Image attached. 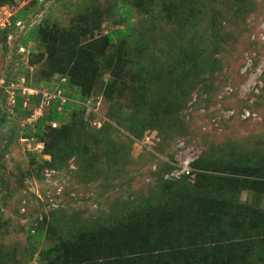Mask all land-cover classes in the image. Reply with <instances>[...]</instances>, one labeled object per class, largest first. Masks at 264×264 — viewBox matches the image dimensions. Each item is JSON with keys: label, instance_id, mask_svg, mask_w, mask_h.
Instances as JSON below:
<instances>
[{"label": "rangeland", "instance_id": "374dc122", "mask_svg": "<svg viewBox=\"0 0 264 264\" xmlns=\"http://www.w3.org/2000/svg\"><path fill=\"white\" fill-rule=\"evenodd\" d=\"M135 1L145 9L131 8L130 35L105 55L147 53L161 72L178 46L204 51L195 77L160 116V132L139 127L142 94L129 76L112 79L99 69L87 92L85 71L71 69L73 59L50 63L52 47L65 38L100 64L93 47L122 28V0H0V29L26 12L6 41L0 38V264H88L81 246L93 231H113L125 213V221L141 224L161 211L168 221L153 219L158 235L177 223L211 222L212 241L192 230L182 237L183 248H196V240L199 248H222L205 264H264L254 253L264 255V236L225 235L246 216L264 222V0ZM42 21L43 40L20 54V38ZM38 93L37 106L25 104ZM50 98L78 109L61 124L38 127ZM133 111L137 136L125 125ZM225 186L233 198L216 208Z\"/></svg>", "mask_w": 264, "mask_h": 264}, {"label": "trees", "instance_id": "16d2710c", "mask_svg": "<svg viewBox=\"0 0 264 264\" xmlns=\"http://www.w3.org/2000/svg\"><path fill=\"white\" fill-rule=\"evenodd\" d=\"M144 5V2L138 3L135 0H122V10L118 13V22L123 24L122 28L113 29L105 34L102 47H93V51L97 57H101L98 61L102 60L100 64L98 63L99 66L94 63V57L90 51L76 48L75 41L65 40V38L59 40L52 47L50 63L53 66H57L65 61L73 59L71 69H77L78 72L83 68V71H85L82 83L86 84L85 89L87 92L94 78L99 76V69H109L112 79L121 78L123 75L129 76L132 81V89H134L136 93L139 91L142 94V101L139 104L142 109L139 118V120L141 119L139 127L145 130L151 129L160 132L158 124L160 116L167 113L169 104L172 103L178 93L184 89L187 84L186 82L189 83V81L195 77V66H197L198 58L204 51L200 49L201 44L199 47L198 45H188L187 47H184V45L178 46L174 51L175 53H172L173 56L171 59H168V56H166V59L169 61L168 63H166V60L164 63H160L162 66L170 65L168 70H165L166 72L164 70L158 72L159 62L156 61L155 57L147 53H144L142 57L139 53L135 54L131 57L132 60L131 58L128 59L129 56H126V54H120V56L125 59L118 57L117 52L105 55V48L112 47L115 40L128 38L130 35L132 29L130 25L131 8L144 10ZM25 16L26 12L20 9L10 18V24L0 29V38L3 42L6 41L9 33L12 32L13 29H16V23H22ZM42 25L43 21L40 22V24L38 22L28 28V33L26 32L23 34L20 38V45L17 47V50L18 48H23L20 54H23V52L27 50V43H35L43 40L38 34ZM44 27L46 28L47 26L44 24ZM35 29L36 31L34 32ZM27 55H29V53ZM144 56H147V58L142 61ZM28 64L30 66L34 65L31 61H29ZM73 73L75 74V72ZM71 75L72 74H70L69 79H71ZM31 87L38 88L39 86L33 84ZM106 88L109 89L110 85ZM40 101L41 95L38 93L36 96L27 97L25 104L37 106ZM23 102L22 99H17V107L20 108ZM58 108H60V110H58ZM70 109L76 110L78 109V105L67 100L61 102L59 98H50L47 102L46 114L37 120L38 127L43 126L45 122L63 123L65 120L64 116ZM135 116H137V113L133 111L125 118V125H131L127 130L130 131L132 135L137 136L141 130L138 129L136 131L135 126L130 124ZM57 159L59 160V156H57ZM244 168H238L239 172L242 173ZM228 189L231 190L233 194L235 193L230 186H225L219 190L220 195L215 204L216 208H227L229 205L233 197L230 194V198H228L229 196L226 194ZM123 211L125 210H120V214ZM126 216L127 214L125 213L117 217L114 228H111L113 231H109L107 234H104L101 229H97L95 233L93 231V234L86 240L85 245L81 246L82 252L80 257L82 261L88 264H134L135 261L139 260L136 264H144L147 258L148 264H205L204 260H206L207 257L222 251V248H199L198 240L193 243L196 248H183L186 246L187 242L182 237L190 236L192 232L189 230L195 233L196 239L203 238V242L206 239L208 242L212 241L214 238L211 233L213 230L209 229L211 225L210 221L208 223L205 221L198 222V224L193 222L189 224L190 222L188 221H186L185 225L181 223L173 224L175 225L173 228L167 231L165 229L166 232H159L158 235L152 230H155V226L152 225V222L156 221L153 219L162 222L168 221L164 211L159 213L158 218H156L154 214L147 215V220L145 222L141 221V224L137 221L131 223L125 221ZM170 217L173 221L177 220L175 215ZM221 217V213L218 212V222ZM241 221L243 222V226H241V223L238 224L239 221H236L230 229L225 230L226 237L228 236L229 238V236L236 235L240 237L244 235H249V237L251 235L264 236L263 220L255 221L251 220V217L246 216ZM169 222L166 223V227L169 226ZM37 235L38 237L40 236L39 234ZM145 246H150L152 248H142ZM254 253L257 258H264L262 252L260 255L258 251L254 250Z\"/></svg>", "mask_w": 264, "mask_h": 264}, {"label": "built area", "instance_id": "2783aa9c", "mask_svg": "<svg viewBox=\"0 0 264 264\" xmlns=\"http://www.w3.org/2000/svg\"><path fill=\"white\" fill-rule=\"evenodd\" d=\"M4 23H6V24H8L7 22H4ZM1 24V26H3V28L5 27V24ZM19 25V23H16V26H18ZM27 93L28 94H32L33 93V91H31V90H27Z\"/></svg>", "mask_w": 264, "mask_h": 264}]
</instances>
